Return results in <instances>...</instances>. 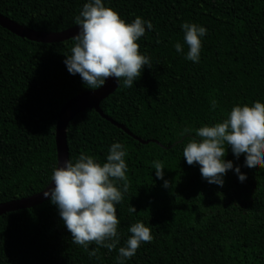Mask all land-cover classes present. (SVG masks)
Returning <instances> with one entry per match:
<instances>
[{"label":"trees","instance_id":"obj_1","mask_svg":"<svg viewBox=\"0 0 264 264\" xmlns=\"http://www.w3.org/2000/svg\"><path fill=\"white\" fill-rule=\"evenodd\" d=\"M86 0H0V14L35 31L74 28ZM125 22L150 20L138 41L150 58L131 87L122 82L102 102L103 113L125 126L143 145L95 110L69 125V159L80 153L105 162L109 146L127 151L128 190L116 207L123 246L128 227L141 221L153 239L125 264H264V168L248 170L244 157L232 160L223 186L202 179L199 165H188L183 146L198 128L226 117L235 104L264 103V0H103ZM207 29L200 61L177 54L184 45L180 25ZM159 41V43H157ZM73 40L41 44L18 38L0 26V205L32 197L51 184L58 164L56 126L62 107L86 88L63 63ZM97 90V89H96ZM216 108L210 110L211 101ZM163 165V180L152 161ZM122 183V182H121ZM133 206L135 213L129 211ZM97 246L89 244L90 251ZM71 235L50 200L0 217V264H116V249L97 248L89 257Z\"/></svg>","mask_w":264,"mask_h":264},{"label":"clouds","instance_id":"obj_2","mask_svg":"<svg viewBox=\"0 0 264 264\" xmlns=\"http://www.w3.org/2000/svg\"><path fill=\"white\" fill-rule=\"evenodd\" d=\"M75 25L79 30L72 37L70 54L64 55L63 63L69 74H79L86 88L100 89L107 78H114L118 85L122 82L123 87H131L144 67L151 68L149 56L138 51L137 43L146 29H153L150 20L136 16L126 23L103 0H86L75 17ZM180 27L187 51L184 52L180 42L173 47L185 60L198 63L207 29L193 22H184ZM215 108L213 100L210 110ZM192 132L194 136L183 146L182 157L188 165H199L202 179L209 184L222 187L228 170L238 183L246 179L239 166L234 168L233 161L224 158L226 148H230L234 159L243 155L245 169L264 168V103L235 104L221 121L195 129L185 127L181 135ZM126 155L125 146L113 142L103 163L86 153H80L74 162L66 159L53 168L52 187L43 192L55 205L72 243L88 251L89 244L94 242L97 247L88 251L89 257L96 256L99 247L109 252L116 249V264H125L142 244L153 239L150 228L136 221L128 227L130 235L123 246L117 247L120 233L115 205L128 190ZM152 165L155 177L163 180L162 187L169 188V181L163 179L162 162L154 160ZM129 211L136 212L131 205Z\"/></svg>","mask_w":264,"mask_h":264},{"label":"water","instance_id":"obj_3","mask_svg":"<svg viewBox=\"0 0 264 264\" xmlns=\"http://www.w3.org/2000/svg\"><path fill=\"white\" fill-rule=\"evenodd\" d=\"M0 26L9 31L11 34L18 38L25 39L35 43L41 44H58L69 40H73L72 37L77 34L79 26L70 28L59 33L39 32L29 28H26L0 14ZM119 85L114 78H107L105 85L100 89L94 91H88L79 94L78 96L69 100L61 109L58 115V121L56 126V147L58 155V164L63 163L64 160L69 159V147H68V127L71 122L81 113L86 110H95L103 119L110 122L113 126L122 130L128 136L138 141L140 144L147 145L150 141H143L134 136L125 126L116 123L111 118L106 116L102 109L101 104L103 101L113 95L118 89ZM52 187V183L44 190L47 191ZM34 195L32 197L24 198L17 201L8 202L0 205V217L11 212L29 209L35 206L42 205L50 200V197H45L43 192Z\"/></svg>","mask_w":264,"mask_h":264}]
</instances>
